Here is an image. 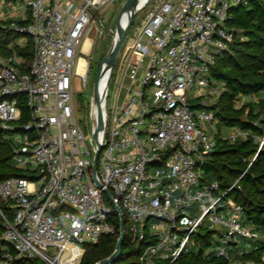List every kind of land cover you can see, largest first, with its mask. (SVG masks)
<instances>
[{"label": "built area", "instance_id": "2783aa9c", "mask_svg": "<svg viewBox=\"0 0 264 264\" xmlns=\"http://www.w3.org/2000/svg\"><path fill=\"white\" fill-rule=\"evenodd\" d=\"M114 1H0V13L11 10L20 21L28 14L26 24L15 20L8 28L35 44L28 72L16 53L0 57V131L13 141V165L37 172L0 181V203L14 211L11 222L0 207L6 221L0 264H81L86 245L119 234L113 221L120 212L107 191L128 219L131 244H146L138 264H174L194 250L201 228L216 237L207 257L233 261L241 239L254 242L252 250L264 247V234L245 225L244 208L229 196L264 150V134L240 127L222 133L217 113L227 83L210 74L218 56L246 39L230 25L232 9L246 1L149 0L154 7L121 50L123 77L112 107L116 62L107 85L99 187L92 170L97 145L76 116L73 84L78 77L87 82L77 54L96 13ZM21 97L30 108L27 123ZM234 100L260 103L255 94ZM249 139L258 151L243 159L248 167L232 186L205 179L218 140Z\"/></svg>", "mask_w": 264, "mask_h": 264}, {"label": "trees", "instance_id": "16d2710c", "mask_svg": "<svg viewBox=\"0 0 264 264\" xmlns=\"http://www.w3.org/2000/svg\"><path fill=\"white\" fill-rule=\"evenodd\" d=\"M246 3L232 9L233 19L230 25L240 29L245 34L244 41L234 42L229 50L218 56L211 69V77L227 83V90L221 97L217 117L220 118L222 133L233 127L250 130L255 135L264 134V128L258 127L250 121L242 120L243 113L234 109V99L239 94H255L264 91V0H245ZM18 21V23H27ZM10 23L0 21V57H9L16 53L24 59L22 71L28 72L34 59L35 44L30 36L24 37L9 30ZM20 39L26 40L23 46ZM264 107V99L260 102ZM22 117L21 122L27 123L30 118V108L24 97L19 99ZM252 116V113L250 114ZM258 146L254 139L239 141L235 144L218 140L214 151L207 163L204 164L206 180H217L224 190L232 186L245 172L248 165L243 162L245 157H252ZM13 141L6 139L0 131V181L18 177L29 179L37 178L36 171H25L12 163ZM238 186L229 196L244 208L245 221L254 228L264 231V150ZM3 215L13 222L14 211L0 203ZM0 212V248L5 246L2 238L6 231V221ZM126 218V217H125ZM126 223L128 219L126 218ZM113 224L120 227L119 218L115 217ZM127 240L123 248V256L116 264H138L139 256L144 251L145 243L131 244L128 226L126 227ZM214 233L207 228H201L195 239H199V251L185 253L174 264H232L216 255L205 256L206 250L213 246ZM120 235L103 237L97 245H86L85 256L81 264H96L100 260L110 257L116 248ZM13 253V249H11ZM88 250V252H87ZM241 264H264V247L248 251L242 255ZM13 264H43L39 260H17Z\"/></svg>", "mask_w": 264, "mask_h": 264}, {"label": "rangeland", "instance_id": "374dc122", "mask_svg": "<svg viewBox=\"0 0 264 264\" xmlns=\"http://www.w3.org/2000/svg\"><path fill=\"white\" fill-rule=\"evenodd\" d=\"M1 2H9L10 0H0ZM13 3L22 5L23 0H12ZM129 0H115L111 4H109L108 7L105 9L98 11L93 19V24L89 30V32L84 37L83 44L81 48L78 51V63L80 64L81 60L86 61V71L88 74L87 82L84 83V81L78 77L75 79L73 88H74V104L75 108L77 110L76 116L78 120L81 121V123L84 126V130L87 134L92 132V128L94 125V107L95 104L94 101V91H95V82L99 73V65L100 62L109 55L110 49L115 41V36L117 34L118 27L120 23L122 22V17L125 12V8L127 6V2ZM154 3L152 1H149L148 4L142 8V10L136 15L135 21L130 29V32L128 34V39L126 41V44H132L134 35L138 29H140L144 23V19L147 15V13L154 7ZM28 14L25 16V20L27 21ZM20 20V19H18ZM10 20L7 21L8 23H11ZM4 22V21H2ZM20 44L25 45L26 41L20 39ZM89 42L88 48H86L87 43ZM122 52H120V55L116 61L115 65V72L114 76L110 85V92H109V98L108 103L109 106L112 107L116 104V100L118 95L120 94V85L122 82L123 77V70L121 69V59H122ZM79 67V66H78ZM129 83V81L126 82ZM125 91L121 93L120 101L119 103L122 104V100L124 99ZM258 99L260 102L264 99V91L259 93ZM234 109L237 112H242L243 117L242 120H247L252 122L253 124L257 125L258 127L264 128V107L260 103H251L247 102L245 104L241 105H235ZM252 113V116L250 114ZM231 131V129H227L223 133L225 135H228V133ZM199 204H197L194 207V212H198ZM245 225L248 226L250 229H253L255 231H258L262 235L264 234V231L257 230L253 227L252 224H250L247 221H244ZM215 234L213 236V240L215 239ZM214 243V242H213ZM252 244L254 242L250 240H244L241 239L239 242V251H234L233 256H236L234 260L232 261V264H241L243 259H241L242 255L246 254L248 251H252ZM199 239H195V247L193 248L194 251L198 253L199 249ZM211 250L214 251L213 248ZM248 250V251H247ZM247 251V252H246ZM88 252V250H87ZM250 264V263H248Z\"/></svg>", "mask_w": 264, "mask_h": 264}, {"label": "water", "instance_id": "95a60500", "mask_svg": "<svg viewBox=\"0 0 264 264\" xmlns=\"http://www.w3.org/2000/svg\"><path fill=\"white\" fill-rule=\"evenodd\" d=\"M143 1H149V0H129L127 2V6L125 8L124 15L122 17V22L120 23L115 41L110 49L109 55L105 57L99 65V73L95 82V91H94V101L95 104L94 107V125L92 130V137L95 141V144L97 145L96 155L93 162V175L95 177L96 185L99 187H102L99 181L97 180V172H98V164H99V158L101 156V152L103 150L102 145V136L101 134L104 131L105 125H106V103H105V96L107 92V85L109 82V78L112 73V69L114 67V64L120 55L119 53L123 49L124 45L126 44V41L128 39V34L130 32V29L134 23V19L136 15L142 10ZM105 81V83H103ZM103 83V85H102ZM108 198L112 202L113 205H115V208L118 212H120L119 218H120V229H119V239L116 244L115 252L108 258H105L103 260H100L96 264H116L120 261V259L123 256V248L126 244L127 240V234H126V220L123 217V214L121 213V209L118 205L114 204L112 200V196L110 192H106Z\"/></svg>", "mask_w": 264, "mask_h": 264}, {"label": "crops", "instance_id": "0c3cea01", "mask_svg": "<svg viewBox=\"0 0 264 264\" xmlns=\"http://www.w3.org/2000/svg\"><path fill=\"white\" fill-rule=\"evenodd\" d=\"M19 18H17L15 16V14L13 12H11V10H5L3 11L2 13H0V21H4V22H7V21H10V20H17V21H20L18 20ZM23 40V39H22ZM26 41V40H25Z\"/></svg>", "mask_w": 264, "mask_h": 264}, {"label": "bare ground", "instance_id": "6f19581e", "mask_svg": "<svg viewBox=\"0 0 264 264\" xmlns=\"http://www.w3.org/2000/svg\"><path fill=\"white\" fill-rule=\"evenodd\" d=\"M142 4H145V5H143V7H145L148 3H147V1H143ZM88 44H89V42L87 43L86 48H88V46H89ZM86 66H87L86 61L81 60L79 67H78V71L80 72V74H85V75L87 74ZM103 83H105V81ZM103 83H102V85H103Z\"/></svg>", "mask_w": 264, "mask_h": 264}]
</instances>
